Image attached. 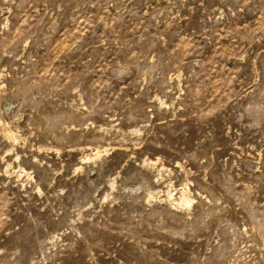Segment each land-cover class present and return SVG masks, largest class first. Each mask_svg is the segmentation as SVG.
<instances>
[{
	"label": "rangeland",
	"instance_id": "obj_1",
	"mask_svg": "<svg viewBox=\"0 0 264 264\" xmlns=\"http://www.w3.org/2000/svg\"><path fill=\"white\" fill-rule=\"evenodd\" d=\"M0 106V264H264V0H0Z\"/></svg>",
	"mask_w": 264,
	"mask_h": 264
},
{
	"label": "bare ground",
	"instance_id": "obj_2",
	"mask_svg": "<svg viewBox=\"0 0 264 264\" xmlns=\"http://www.w3.org/2000/svg\"><path fill=\"white\" fill-rule=\"evenodd\" d=\"M2 88V87H1ZM0 132L3 137L12 145L19 140V135L13 129L12 123L8 122L4 116L3 108L0 106Z\"/></svg>",
	"mask_w": 264,
	"mask_h": 264
}]
</instances>
